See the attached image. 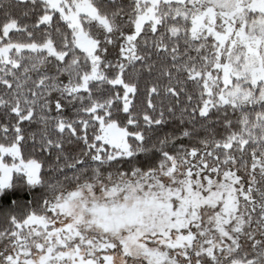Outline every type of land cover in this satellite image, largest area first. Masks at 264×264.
I'll list each match as a JSON object with an SVG mask.
<instances>
[{"label": "snow or ice", "instance_id": "obj_1", "mask_svg": "<svg viewBox=\"0 0 264 264\" xmlns=\"http://www.w3.org/2000/svg\"><path fill=\"white\" fill-rule=\"evenodd\" d=\"M0 264H264V0H0Z\"/></svg>", "mask_w": 264, "mask_h": 264}]
</instances>
